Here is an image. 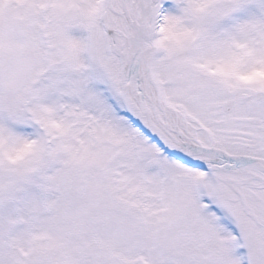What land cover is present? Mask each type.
<instances>
[{"label":"snow or ice","instance_id":"6c2138e0","mask_svg":"<svg viewBox=\"0 0 264 264\" xmlns=\"http://www.w3.org/2000/svg\"><path fill=\"white\" fill-rule=\"evenodd\" d=\"M0 264H264V0H0Z\"/></svg>","mask_w":264,"mask_h":264}]
</instances>
